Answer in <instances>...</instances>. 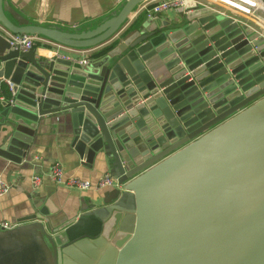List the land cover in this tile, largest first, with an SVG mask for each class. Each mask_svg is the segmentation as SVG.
Returning a JSON list of instances; mask_svg holds the SVG:
<instances>
[{"label": "water", "instance_id": "95a60500", "mask_svg": "<svg viewBox=\"0 0 264 264\" xmlns=\"http://www.w3.org/2000/svg\"><path fill=\"white\" fill-rule=\"evenodd\" d=\"M148 1L64 26L0 0L13 35L106 46L0 51V156L21 166L55 119L82 166L116 185L56 226L31 194L30 214L0 229V264H264V35L202 4L133 26Z\"/></svg>", "mask_w": 264, "mask_h": 264}, {"label": "crops", "instance_id": "0c3cea01", "mask_svg": "<svg viewBox=\"0 0 264 264\" xmlns=\"http://www.w3.org/2000/svg\"><path fill=\"white\" fill-rule=\"evenodd\" d=\"M7 1L15 10L29 19L40 18L43 21L58 22L64 26H79L100 18L121 0ZM197 4L218 7L225 13L234 15L253 29L260 30L264 35V0H186L184 8L187 10ZM238 5L245 8L246 12L240 11L237 8L240 7ZM139 11L133 16L132 22L141 15L145 19L144 12ZM184 11L183 8L169 9L160 17L173 19ZM10 35L12 34L0 26V51L8 48ZM36 38L37 40L33 44L34 51L47 58L59 53L68 57L78 56L80 59H86L88 55L102 48L99 47L95 50L69 49L45 39ZM4 87L7 88L5 85ZM29 149L28 157L21 166L13 165L0 156V178L5 183L7 179L11 182L8 184L10 185L9 190L0 196V224L6 223L15 226L20 218L30 214L28 202L31 194H39L46 198L57 209L54 218H52L54 226L77 216L81 206L88 205L90 200L96 197L115 195V187H104L99 190L92 187L103 175L107 174L106 167L102 165L92 170L83 167V162L71 150L63 127L55 119L42 121L37 126ZM55 163L61 166L65 178L72 177L88 181L92 184L91 188L86 191H77L54 183L49 178V171ZM35 175L41 177V184L38 188H33L31 185V179Z\"/></svg>", "mask_w": 264, "mask_h": 264}, {"label": "built area", "instance_id": "2783aa9c", "mask_svg": "<svg viewBox=\"0 0 264 264\" xmlns=\"http://www.w3.org/2000/svg\"><path fill=\"white\" fill-rule=\"evenodd\" d=\"M219 1V0H218ZM221 1V0H220ZM186 5V0H150L144 5L141 6L139 9L140 11L144 12L145 19H155L160 17L164 12L169 9H178L184 8ZM240 6V5H238ZM240 11H245L246 9L243 7H237ZM139 11V12H140ZM37 40L36 36H27V35H10L8 39V46L14 49H19L22 51H27L33 48L34 41ZM85 62V60H83ZM7 86L6 83L0 82V94L2 92V87ZM3 96L0 95V101L3 100ZM49 178L58 184L64 185L66 188L77 190V191H86L91 188L92 184L88 181H84L78 178H65L64 172L61 166L57 163L53 164L49 171ZM41 184V177L35 175L31 179V185L33 188H38ZM96 190H99L104 187H116L113 183L112 179L109 177L108 174L103 175L95 185ZM10 188V185L5 183L0 178V196L6 193ZM12 225H8L6 223L0 224V229H9Z\"/></svg>", "mask_w": 264, "mask_h": 264}, {"label": "trees", "instance_id": "16d2710c", "mask_svg": "<svg viewBox=\"0 0 264 264\" xmlns=\"http://www.w3.org/2000/svg\"><path fill=\"white\" fill-rule=\"evenodd\" d=\"M144 20V18H143V16L141 15V17H138L135 21H133L132 22V25H136V24H138L139 22H141V21H143ZM104 48H106V46L105 47H103V48H101L100 50H101V52H99L98 54H101V53H104L105 51H102V50H104ZM99 50V51H100ZM1 96H3V97H7V95H8V93H7V90H6V88L4 87H2V92H1V94H0Z\"/></svg>", "mask_w": 264, "mask_h": 264}, {"label": "bare ground", "instance_id": "6f19581e", "mask_svg": "<svg viewBox=\"0 0 264 264\" xmlns=\"http://www.w3.org/2000/svg\"><path fill=\"white\" fill-rule=\"evenodd\" d=\"M235 4V3H234ZM237 5V4H236ZM249 11V10H248Z\"/></svg>", "mask_w": 264, "mask_h": 264}]
</instances>
